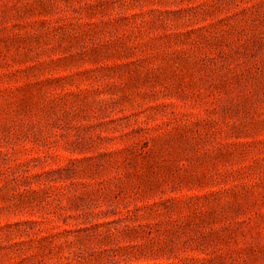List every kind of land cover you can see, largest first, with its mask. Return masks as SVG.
Here are the masks:
<instances>
[{
	"label": "rangeland",
	"instance_id": "1",
	"mask_svg": "<svg viewBox=\"0 0 264 264\" xmlns=\"http://www.w3.org/2000/svg\"><path fill=\"white\" fill-rule=\"evenodd\" d=\"M0 264H264V0H0Z\"/></svg>",
	"mask_w": 264,
	"mask_h": 264
}]
</instances>
